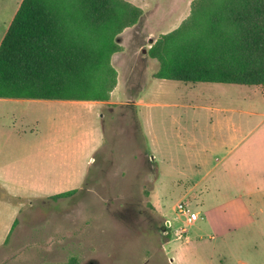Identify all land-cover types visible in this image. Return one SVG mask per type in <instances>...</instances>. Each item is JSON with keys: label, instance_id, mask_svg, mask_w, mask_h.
<instances>
[{"label": "rangeland", "instance_id": "rangeland-1", "mask_svg": "<svg viewBox=\"0 0 264 264\" xmlns=\"http://www.w3.org/2000/svg\"><path fill=\"white\" fill-rule=\"evenodd\" d=\"M20 1L0 0V38ZM113 2L122 8L125 22L136 17L131 25H122L114 37L117 50L111 55L113 58H110V65L118 70L120 94L125 93L127 96L130 91H136L134 87H142L154 77L160 69L162 58L165 57L164 50L170 44L182 46L176 54V64H179L176 72L181 75L191 74L196 69L197 60H212V63L219 61L232 65L240 62L242 58L238 52L240 48L234 47L230 50L225 44L212 40L204 39L202 49L195 44L184 43V38H181L180 42H170L169 38L173 32L185 33L191 26L204 25L203 16L212 8L214 0ZM195 11L197 14L191 19ZM167 79L196 83L177 78ZM175 81L166 82L167 85L164 86L167 92L161 99L174 101L183 100L185 97L188 100L198 99L200 102L223 97L227 103L234 101L238 104L242 94L247 93L251 99L248 103L253 105L254 102H261L264 107V82L236 83L242 85L240 88H216L208 83H197L191 91L186 92L185 87ZM174 84L181 90H176L178 87ZM126 96L123 98H127ZM262 115L264 117V111ZM139 131L137 125L130 139H124L129 133L120 130L112 140H108L94 159L91 158L85 184L74 193L57 198H8L23 204L17 224L8 240L0 246V264L67 261L73 264H194L196 261H207L212 246L215 250L213 259L216 261L221 241H192L179 250L173 249L174 245L171 244L184 243L186 240V231L178 230L174 237L172 235L175 229L185 226V216L180 215L177 204L187 203L190 211L198 212L202 204L197 196L207 191L209 180L214 179L215 173L218 172L200 170L193 174L191 171L162 170L166 165H158L149 157ZM254 138L252 136L241 145L240 151L232 155L231 159L236 156L258 159L262 146L256 145ZM161 142L167 153L174 151V148L165 146L166 140ZM227 143H230V140ZM198 144V149L190 145L184 150L179 148L180 155L183 156V152L189 150L199 153L207 151L206 163H210L209 166L216 167L217 171L228 167L216 160L221 155L219 149L223 147L220 142L216 145L212 139L200 138ZM249 149H252L250 154ZM261 156L264 160V155ZM251 168L252 163L247 158L246 164L239 166L238 170L224 169L227 177L220 171L222 176L218 180L227 182L230 178L233 181L234 174H249ZM262 192V189L258 188L254 193V198L258 200L254 204L257 211L264 209ZM198 215L200 216L199 213ZM168 219L171 220V227L167 226ZM196 232V226L187 227V234L191 237ZM172 238L174 241L171 242ZM259 240L258 238V242ZM241 247L247 248V244ZM256 253L260 254L261 260V263L256 264H264V248L255 253L249 252L251 260H258L255 258ZM237 255L229 254L227 261L223 260L224 264H235L233 259ZM175 257L177 261L172 263V258Z\"/></svg>", "mask_w": 264, "mask_h": 264}, {"label": "crops", "instance_id": "crops-1", "mask_svg": "<svg viewBox=\"0 0 264 264\" xmlns=\"http://www.w3.org/2000/svg\"><path fill=\"white\" fill-rule=\"evenodd\" d=\"M167 81L175 80L151 77L146 84L134 87L136 91H130L126 96L119 92L117 70L116 84L107 100L0 97V188L10 199H38L76 191L85 184L91 158L94 159L118 131L129 133L130 136L124 139L133 137L138 125L149 157L158 165H166L162 170L191 171L193 174L200 170L218 172L213 174L214 179L209 180L207 191L197 196L202 204L197 212L200 218L190 221L186 214H180L185 216V226L175 229L172 235L174 237L178 230L186 231V240L171 244L173 249L185 248L192 241H221L216 261L212 246L209 259L194 264H224L223 260L229 254H238L233 259L235 264L261 263L260 254H255L258 260H251L248 255L264 248V209L257 211L254 206L258 201L254 193L258 188L264 193V160L261 156L264 155V107L261 102L248 103L247 93L242 94L238 104L234 101L227 103L223 97L201 103L198 99L185 97L183 100L166 101L161 97L167 92L164 86ZM177 83L184 86L186 92L197 83H208L216 88L242 86L219 82ZM174 85L178 87L176 90H181L177 84ZM125 96L127 98H123ZM252 136L256 145L262 146L258 159L247 157L252 163V171L243 176L234 174L233 181L230 178L227 182L219 181L220 171L227 177L224 169L235 171L246 164L245 156L234 159L231 156L236 155L241 145ZM200 138L212 139L216 145L222 144L219 149L221 155L215 158L228 165L227 168L217 171L216 167L209 166L211 164L206 163L207 151L202 152L205 155L190 150L180 155L179 150L188 145L198 149ZM161 140H166L165 146L174 148V151L167 153ZM251 152L249 149L248 153ZM22 204L0 197V246L8 240L17 224ZM167 226L171 227L170 219ZM192 226L197 227L193 237L187 234V227ZM244 244L247 248L241 247ZM174 261H177L176 257L172 258V263Z\"/></svg>", "mask_w": 264, "mask_h": 264}, {"label": "trees", "instance_id": "trees-1", "mask_svg": "<svg viewBox=\"0 0 264 264\" xmlns=\"http://www.w3.org/2000/svg\"><path fill=\"white\" fill-rule=\"evenodd\" d=\"M211 7L203 16L204 25L191 26L185 33L173 32L170 42L184 38V43L200 49L204 39L223 43L230 50L240 48V62L226 65L197 60L191 74L181 75L176 72V54L182 46L170 44L154 77L264 82V0H214ZM135 19L125 22L122 8L113 0H21L0 41V97L107 100L116 84L117 73L110 65L117 50L114 37L122 25H131ZM0 194L9 197L2 189Z\"/></svg>", "mask_w": 264, "mask_h": 264}, {"label": "built area", "instance_id": "built-area-1", "mask_svg": "<svg viewBox=\"0 0 264 264\" xmlns=\"http://www.w3.org/2000/svg\"><path fill=\"white\" fill-rule=\"evenodd\" d=\"M176 207H177L178 212L180 214H186L187 219L190 221L197 220L199 217L197 212L190 211V208L188 207L187 203H184V202L178 203Z\"/></svg>", "mask_w": 264, "mask_h": 264}]
</instances>
